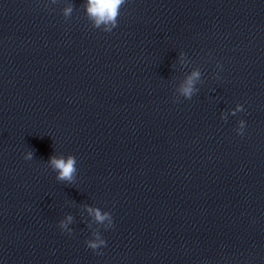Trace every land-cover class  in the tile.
Masks as SVG:
<instances>
[{"label":"clouds","instance_id":"9594fccd","mask_svg":"<svg viewBox=\"0 0 264 264\" xmlns=\"http://www.w3.org/2000/svg\"><path fill=\"white\" fill-rule=\"evenodd\" d=\"M125 3V0H87L86 12L89 18L93 19L95 22V26L99 27L100 24H110L111 27L107 28L106 31L111 32L113 28L117 26V18L120 15L121 6ZM72 6L67 7L64 12L65 15H69L72 12ZM199 76L198 72H193L192 76H190L185 85L181 88L182 94L191 98L193 94V83L194 79ZM245 126V122H240V127L243 129ZM239 135H243V131H238ZM26 159H32V153H27ZM49 163L54 171H56L57 176L56 179L60 181H68L71 182L76 173V158L74 156L65 157H56L52 156L49 158ZM90 212H94L95 218L98 221H104L106 218L110 220V223H113L112 217L109 216L108 213L101 214L98 209H89ZM71 220V217H69ZM62 227L64 225H61ZM100 245L105 246V241H100L98 245L95 242L89 241L87 247L93 250H96Z\"/></svg>","mask_w":264,"mask_h":264}]
</instances>
